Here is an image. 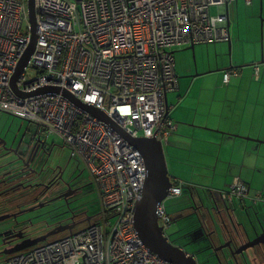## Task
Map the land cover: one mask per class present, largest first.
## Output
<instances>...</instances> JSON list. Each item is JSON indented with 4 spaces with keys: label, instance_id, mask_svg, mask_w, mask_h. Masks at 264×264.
I'll return each mask as SVG.
<instances>
[{
    "label": "built area",
    "instance_id": "built-area-1",
    "mask_svg": "<svg viewBox=\"0 0 264 264\" xmlns=\"http://www.w3.org/2000/svg\"><path fill=\"white\" fill-rule=\"evenodd\" d=\"M236 1L34 0L36 48L15 88L31 43L29 0H0V111L35 124L42 142L59 137L88 169L102 207L83 229L21 251L9 264H170L133 228L146 165L122 132L168 142L177 125L167 98L179 88L172 49L231 41L229 8ZM66 94L106 113L113 125ZM172 183L170 198L182 193ZM231 191L235 197L248 188L236 178ZM158 215L168 231L164 202Z\"/></svg>",
    "mask_w": 264,
    "mask_h": 264
},
{
    "label": "crops",
    "instance_id": "crops-1",
    "mask_svg": "<svg viewBox=\"0 0 264 264\" xmlns=\"http://www.w3.org/2000/svg\"><path fill=\"white\" fill-rule=\"evenodd\" d=\"M260 1L261 0H257L256 14L258 13ZM262 1L264 3V0ZM237 2H239V0L234 3ZM252 4L253 0H251L250 4L247 3L248 6ZM232 31L234 35L231 33V42L229 45L230 54L231 50L232 54L228 62L229 66L223 71L222 81L216 85L217 87L220 86V90H215L217 87L214 86L212 88L203 87L200 91V93H202L201 97L205 95L203 94L204 92H211L214 98L211 101H205L198 105L195 104V101L188 102L193 91V85L197 83V81L193 82V84H190L189 87L185 89L186 87L183 86L184 80H180L177 70L176 74L179 78V88L171 93L180 91L181 93L185 92L189 96L185 100L183 106L179 108L173 106L172 99L168 97V106L171 108L170 117L173 123L177 125V129L171 134L168 142L163 143L164 151L166 150V153L172 154L174 158V164L173 158L170 155L166 158V162L171 178L183 181L186 184L188 188L186 193L190 195V198L193 199L196 204V206L192 208L195 214H199V203L201 204L200 206L206 205L207 208L210 207V211L212 210L214 212V202L210 200L212 205H207L203 200L202 190L210 193L214 199L215 195L218 196L217 191L228 190L233 185L236 178L247 186L251 196L264 193V66L258 61L257 48L252 56V49L247 44L245 36L249 33L250 28L244 29L246 33L242 32L240 29H238L237 32L233 29ZM256 38L257 37L251 39V36L248 37L250 46H253V43L256 42ZM247 49L249 52H247ZM216 64L217 63L214 64L211 61L209 62L208 68H216ZM257 68H259L258 74ZM200 71L204 72L206 69H201ZM225 71L226 73H224ZM231 71L232 74H238V76H236L238 78L237 82L234 84L228 82L229 85H225L228 83H225L224 77ZM210 72H213V70L207 71L206 73ZM250 74H254L255 79L261 78L263 81H252L246 84L244 79ZM199 75L202 74L196 72L193 77ZM233 92H237V95ZM252 93H256L257 98L252 99ZM175 96L178 98V93L177 95L175 94ZM221 96L222 99H219ZM259 97H261L262 101ZM219 107L222 109H219ZM188 110L193 113L192 118L186 117L185 113ZM183 151L191 152L189 159L183 155ZM191 180H195V183H193L194 185L190 184ZM200 188L203 189L200 190ZM186 198L185 204H188L191 199H189L188 196H186ZM236 202L238 203L237 200ZM248 203H250V205L253 204V207H255L254 217H251L253 214L251 208L253 207ZM237 205V208L242 213L243 208L246 206L244 209H248L247 215H249L253 223L258 225L259 220H262V224H264V204L262 202L257 203L254 200H249L245 206L241 203ZM258 205H260L261 208H258ZM178 206H180L183 211H179L182 212V215L179 217H184L185 210L187 209H185V205L182 204L181 199L177 201V208ZM202 208L207 215V208L203 206ZM217 218L215 221L214 217L213 220L209 217V221H211L210 223L208 222V226L210 228L211 224L212 227L210 229L208 228V232L213 237L216 234V238H219V241H223V239L228 238L227 232L223 231L224 229L219 225ZM178 219L179 218L173 217V222ZM227 220L231 228H239L240 231H242L240 233L243 240L249 241V237H253V230L249 227L250 222L248 226L247 224L244 226L243 223L237 221V218L235 219L233 217ZM200 221L197 225H199ZM193 228H195V226ZM246 229H249L248 233ZM220 259L222 263L225 261L222 257H220ZM251 260L254 264H264L263 257L253 255ZM211 261H214L213 263L215 264H219L215 257L214 260L212 259Z\"/></svg>",
    "mask_w": 264,
    "mask_h": 264
},
{
    "label": "flooded vegetation",
    "instance_id": "flooded-vegetation-1",
    "mask_svg": "<svg viewBox=\"0 0 264 264\" xmlns=\"http://www.w3.org/2000/svg\"><path fill=\"white\" fill-rule=\"evenodd\" d=\"M2 113L8 114L0 111L1 115ZM21 120L27 122L28 126L20 139L17 134L10 138L0 131V218L9 216L0 221V264H9L14 255L30 248L12 252L25 241L44 238L31 246L38 247L71 232V229L55 234H51L52 232L63 230L67 226L75 228L78 224L87 222L90 217L84 206L87 195L95 190L91 176H88L90 173L83 163L64 155L62 151L65 146H58L50 141L42 142L41 138H38V131L27 139L32 124L30 121ZM194 206L193 200L185 209ZM202 206L207 208L206 205ZM210 209L208 207L206 210L210 219L213 220L214 217L216 221L218 217L223 222L221 223L223 231L226 232V229L229 231L225 224L228 217L215 208L214 212L211 210L213 213ZM250 221L249 227L254 226L256 232L249 238L254 239L262 233L264 224L256 225L251 219ZM203 222L208 225V221ZM246 231L249 232V229ZM187 233L210 240L200 223L195 228H190ZM248 242L228 236L227 239H223L222 244L226 245L228 254L233 256V253ZM249 251H255L254 255L259 257L260 252H264V244L249 248L246 256L249 255ZM220 252H213V255H220ZM233 257L242 258L237 254ZM251 257L253 258V255Z\"/></svg>",
    "mask_w": 264,
    "mask_h": 264
},
{
    "label": "rangeland",
    "instance_id": "rangeland-1",
    "mask_svg": "<svg viewBox=\"0 0 264 264\" xmlns=\"http://www.w3.org/2000/svg\"><path fill=\"white\" fill-rule=\"evenodd\" d=\"M257 4H258L257 0H253V4L251 6H248L245 0H239V2L231 5L229 8L230 20H231L230 30H231L232 35H234L232 29L235 30L236 32L238 29H240L242 32H245L244 29L246 30L248 27L250 28L249 33H247L246 36L244 34V36L246 37L248 46L252 49V56L254 54L255 49L257 48L258 61L261 62L262 54H264L263 36H261L262 19L259 16L261 1L259 4L258 13L256 14ZM212 13L217 14L218 8L214 7L212 9ZM248 16H249V19H248ZM249 36H251V39H254L255 37H257L256 42L253 43V46H250V44L248 43ZM190 46L192 45H188L184 47L176 46L172 49V51H174V55H175L177 74L180 80H184L183 86L186 87L185 89H187L190 84H193V82L197 81V83L193 85V91H192V94L188 102L195 101V104L198 105L199 103H204L205 101L207 102L211 101L214 98L211 92L209 93L204 92L203 94L205 95L201 97V94H202L200 93L201 88L203 87L212 88L214 86L217 87L216 85H218L222 81V74H223L224 69L229 66L228 62L230 61L232 50L230 54L229 42L197 44L195 45L194 50L187 49ZM247 52H249L248 49H247ZM211 61L214 64L217 63L216 68H208L209 62ZM262 66H264V64ZM201 69H206V71L201 72L200 71ZM210 70H213V72L206 73L207 71H210ZM196 72L201 73L202 75L193 77V75H195ZM224 73H226V71ZM230 73H232V71ZM218 74L221 76H219ZM236 76H238V74L237 75L232 74L229 83L231 82L232 84H234L235 82H237L238 78ZM252 81L260 82L263 80H261V78L255 79L254 74L253 75L250 74L249 76H246L244 79V82L246 84H249V82H252ZM229 83L225 85H229ZM235 89H238V88H235ZM215 90H220V86L217 87ZM177 93H178V96H177L178 98H176L175 96V94L177 95ZM177 93H170L168 97L172 99L171 101H172V104H174L173 106H175L176 108L177 107L179 108L183 106L185 100L187 99L189 95L186 94L185 92L181 93L180 91H177ZM233 93L237 95V92H233ZM251 98L252 99L257 98L256 93H252ZM259 98L261 100V97ZM219 99H222V96L221 98L219 97ZM219 109H222V108L219 107ZM2 114L3 115L0 114V117H1L0 131L3 132V134L9 135L10 138L14 137L17 134L20 139L23 136L25 130L27 129L28 123L27 122L24 123V121L21 119H14L8 114H5V113H2ZM185 115L186 117L192 118L193 113L190 110H188L185 113ZM37 131H38L37 126L35 124H32L28 131L27 139H29V137L34 132H37ZM49 141L58 146L63 145L62 140L57 136H51L49 138ZM62 153L69 158L71 156V150L70 148L66 146L63 149ZM182 153L187 159H189V156L191 154L190 151H183ZM165 155H166V158H168L169 155L172 156L173 158V155L166 153V150H165ZM73 161L75 160L73 159ZM173 164H174V158H173ZM88 176L90 175L88 174ZM171 182H175L178 185H182V193L181 195L177 197H171V198H170V195L168 194L167 198L162 202L165 203L168 214H171L174 218H179V216L182 215L183 211L181 210L180 206H178L177 208V201L181 199L182 204H184L186 208L189 204V202L188 204H185L187 200L186 196H188L189 199L191 198H190V195L186 193L188 188L183 181L174 180L171 178ZM193 183H195V180L194 181L191 180L190 184L194 185ZM231 187L228 190L217 191L218 196L215 195L214 199L210 193L202 190L203 188H200V190H202L201 191L202 197H203L204 202L207 205H212L210 202V200H212L214 202L215 210L221 213H224L225 217H228V218L234 217L235 219L237 218V221L243 223V225L245 226L247 224L248 226L250 217L249 215H247L248 209L246 210L244 209L246 207L245 205L249 200H254L255 202L260 201L264 204V194L260 193L256 196H251L250 193L247 192V193H244L243 195L234 197L232 195ZM99 199L100 197H99L98 191L93 190L87 195V201L84 206L85 211L88 210V217H93L94 220H97L98 219L97 215H101L100 213L102 212V207H101ZM236 200L238 201V203L236 202ZM191 201H193V199H191ZM223 202H224V205H223ZM239 203L245 206L243 208V213L245 215L241 211H239V209L237 208L238 206L237 204ZM248 204L250 205V203ZM200 205L201 204L199 203V206H198L199 214H195L193 212L194 209L188 208L187 210H185L184 217H181L178 220H175L171 224V226L168 228L167 232L170 235L171 241H173L175 244L181 247H184L186 251L189 252L190 254H194L198 258L199 264H215L213 263L214 261L213 262L211 261L212 259L214 260V257L211 255V249H208L207 241L205 239H201L200 235L192 236L187 233L188 232L187 230L189 228L197 225V223L201 220V217H202V220L205 219L206 221L210 223L209 216L206 215L205 211ZM250 206L253 207V204ZM257 207L261 208L260 205H258ZM254 209L255 207L251 208L253 212L251 217H254ZM180 210L182 212H179ZM217 219H218L219 225H221V223L223 224V222H221V219L219 218ZM86 225L87 223L85 222L80 223L76 226L74 231L77 232L83 229ZM211 227L212 226L210 224V228ZM67 234L68 233L62 234V236H66ZM60 237L53 238L51 239V241L59 239ZM217 242H218V239L216 238L214 243H217ZM255 253H256L255 251H252V252L249 251L248 254L251 256V255H254ZM259 257L264 258V252L260 253ZM225 264H233V263L225 261ZM250 264H254V263H250Z\"/></svg>",
    "mask_w": 264,
    "mask_h": 264
},
{
    "label": "water",
    "instance_id": "water-1",
    "mask_svg": "<svg viewBox=\"0 0 264 264\" xmlns=\"http://www.w3.org/2000/svg\"><path fill=\"white\" fill-rule=\"evenodd\" d=\"M260 13L262 19V36H263L264 18L262 16L263 14L262 0L260 4ZM29 20L32 27L31 43L14 75L13 78L14 87H15V81L17 80L19 75L23 72L24 68L27 66L36 48L37 27H36V11H35L34 0H29ZM228 26L230 28L231 20H229ZM230 42L231 41H229V44ZM187 49L194 50L195 46L194 45L190 46ZM260 64L261 65L264 64V54H262V61L260 62ZM48 89L50 88H43L40 91H46ZM67 97H69L73 103L79 105L81 108L89 111L90 113L99 117L100 119L110 123L108 117L99 109L93 107L92 105L82 103L81 101L75 99L70 95H67ZM122 133L131 141L132 144L135 145L136 149L140 150L143 153L147 165V179L144 185L143 196L142 199L138 202L136 208L135 226L138 233L140 234L144 243L153 252L157 253L158 255L172 262L173 264H197V261L194 258L186 256V253L182 248L174 246L173 244L169 243L167 239L163 237L162 230L158 227L157 214H156L157 205L167 198L168 191L172 185L171 176L169 174V170L166 162V155L164 151L163 142H161L156 138H146V137L131 139L124 132ZM6 218H9V216L0 218V221ZM249 222L251 224V221ZM258 224L262 225V220H259ZM72 228L73 227L71 226H67L63 230H59L57 232L54 231L51 234L63 232L65 230H69ZM251 228L253 230V233L256 232L254 226L253 227L251 226ZM246 232L248 233V231ZM43 239L44 238H38L31 241H25L19 244L17 248H14L12 252L24 250L42 241ZM262 244H264V230L259 236L255 237L254 239L249 238V242L245 246L240 248V250L233 253V255L235 256L236 254L241 252L242 254H244L245 250Z\"/></svg>",
    "mask_w": 264,
    "mask_h": 264
},
{
    "label": "bare ground",
    "instance_id": "bare-ground-1",
    "mask_svg": "<svg viewBox=\"0 0 264 264\" xmlns=\"http://www.w3.org/2000/svg\"><path fill=\"white\" fill-rule=\"evenodd\" d=\"M190 33H191V32H190ZM103 113H104V112H103ZM104 114L108 117L110 123L112 124L111 119L109 118V116H108L106 113H104ZM94 116H95V115H94ZM95 117H97V116H95ZM98 118H99V117H98ZM101 120H102V119H101ZM103 121H104V120H103ZM104 122L107 123L108 125H111L109 122H106V121H104ZM144 160H145V158H144ZM145 165H146V161H145ZM146 179H147V165H146V178H145L144 183H143L142 188H141V189H142V194H141L140 199L135 203L134 215H133L132 223H133V228H134V230L136 231V233L138 234V236H139L140 239L142 240L143 244H144V245H145V246H146L151 252H153V251H152V250H151V249H150V248L144 243L143 239L141 238V236H140V234L138 233V231H137V229H136V226H135V221H136V208H137V204H138V202L142 199V196H143V190H144V185H145ZM173 186H174V185H173V183H172V185H171V187H170L168 193H170V191H171V189L173 188ZM161 203H162V202H161ZM161 203H159V204L157 205L156 214H157V223H158V227L162 230V235H163V237H164L165 239H167V241H168L169 243L173 244L174 246H177V247L182 248V249L185 251L187 257H192V258H194V259L197 261V264H199L198 258H197L194 254H190L189 252H187L186 249H185L184 247H181V246L175 244L173 241H171V238H170V235L168 234V232H167V231H166V230L160 225V219H159V215H158V209H159V205H160ZM227 222H228V220H226V222H225L226 227L229 228V231H227V229H226L227 235H228V236H231V237H233V238L242 239V236H241V233H240V232H242V231H240L239 228H236V229H235V228H231V226H229ZM200 224L203 225V227L205 228L206 232L208 233V235H209V237H210V240H209V241L206 240V241L208 242V249H211V255H213V252L216 253V252H218V251H221V252H220V253H221L220 255H213V256L217 259V262H219V264H225V261H226V262H231V263H233V264H250V263H252V260L250 259L249 255L246 256V252L248 251V249L245 250V253H244V254H242V252L237 254L239 257H242V258L239 259V258H235V257H233L234 255L232 256V255L228 254L227 249H225V244H224V245L222 244V240L219 241V238H218V243H217V244L214 243V242H215V237H217V235L215 234L214 237H213L211 234H209V232H208V228H209V226L206 225V224L203 222L202 219H201V221H200ZM75 228H76V227H75ZM75 228H72L71 231H74ZM188 234H189V233H188ZM189 235H191V234H189ZM33 248H35V247H30V248H28V249H33ZM220 248H222V249H220ZM239 250H240V249H239ZM212 251H213V252H212ZM153 253L156 254V255H158V254L155 253V252H153ZM158 256H159L160 258L164 259L165 261L169 262L170 264H173L172 262L166 260L165 258L161 257L160 255H158ZM220 257H222V258L225 260L223 263H222ZM230 258H231V260H230Z\"/></svg>",
    "mask_w": 264,
    "mask_h": 264
},
{
    "label": "clouds",
    "instance_id": "clouds-1",
    "mask_svg": "<svg viewBox=\"0 0 264 264\" xmlns=\"http://www.w3.org/2000/svg\"><path fill=\"white\" fill-rule=\"evenodd\" d=\"M28 7H29V3H28ZM29 9V8H28ZM229 20H230V13H229ZM169 194V193H168ZM172 222H173V217H172Z\"/></svg>",
    "mask_w": 264,
    "mask_h": 264
}]
</instances>
